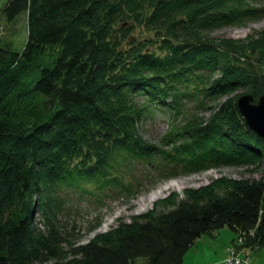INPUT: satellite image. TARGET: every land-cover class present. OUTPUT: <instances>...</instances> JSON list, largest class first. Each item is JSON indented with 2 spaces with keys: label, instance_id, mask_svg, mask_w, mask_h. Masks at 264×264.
<instances>
[{
  "label": "trees",
  "instance_id": "obj_1",
  "mask_svg": "<svg viewBox=\"0 0 264 264\" xmlns=\"http://www.w3.org/2000/svg\"><path fill=\"white\" fill-rule=\"evenodd\" d=\"M22 15L18 52L7 30ZM1 18L0 264H183L224 228L248 264L264 252V139L230 96L264 95V31L208 36L263 19L264 0H9ZM153 113L168 128L156 143L140 135ZM222 166L263 175L172 193L82 246L59 218L62 196L130 200Z\"/></svg>",
  "mask_w": 264,
  "mask_h": 264
},
{
  "label": "rangeland",
  "instance_id": "obj_2",
  "mask_svg": "<svg viewBox=\"0 0 264 264\" xmlns=\"http://www.w3.org/2000/svg\"><path fill=\"white\" fill-rule=\"evenodd\" d=\"M8 1L9 0H0V13ZM0 21L4 22V19L1 18ZM262 31H264V18L244 22L236 26L226 25L219 28L216 27L208 36L209 38L217 40L229 39L244 41L248 37H254ZM7 33L10 34L11 38L9 39L13 41L15 50L18 52L21 51L26 43V16L22 15L17 20V24L13 26L12 29H8ZM133 35L140 40L154 39V34L152 32H147L143 29H136ZM151 49L157 51L158 44L152 45ZM260 57H262L260 52L252 56L255 67H257V60L260 59ZM259 64L264 70V58L261 59ZM236 95L238 100L243 94L242 92H235L230 96L233 97ZM227 98L228 97L223 100ZM202 115L208 117L209 114L204 113ZM165 119V116L156 113L148 115L145 121L143 120L141 123L140 135L142 138L156 143V141L168 130ZM262 175L263 172L254 170L253 166H222L216 169L213 168L159 182L154 187L147 188L146 191L141 192L134 199L130 200H126L125 197H111L106 199V195H102L103 201H100V204H94L95 200L92 197H80L75 194L69 195L68 197L62 196V211L59 214V218L61 223L68 229L75 226V245L82 246L89 243L97 236L111 231L119 222L129 223L132 217L143 215L152 210L154 203L165 199L172 193L182 194L187 189H199L208 186L214 180L220 178L257 180ZM168 181H171V184H175V187L163 190L157 200L152 204L142 199L149 192L153 191L158 186L161 187ZM137 200H139V203H137ZM95 222H98V225L91 228ZM101 225L103 227L98 230ZM232 238H234V234L227 228L217 231L212 237L202 236L193 248L186 253L183 258V264H225L224 259L227 256V248L231 245ZM136 264H143V262L139 261ZM250 264H264V252H251Z\"/></svg>",
  "mask_w": 264,
  "mask_h": 264
},
{
  "label": "water",
  "instance_id": "obj_3",
  "mask_svg": "<svg viewBox=\"0 0 264 264\" xmlns=\"http://www.w3.org/2000/svg\"><path fill=\"white\" fill-rule=\"evenodd\" d=\"M253 101V97L244 95L237 100L236 106L247 127L264 139V95L256 103Z\"/></svg>",
  "mask_w": 264,
  "mask_h": 264
},
{
  "label": "bare ground",
  "instance_id": "obj_4",
  "mask_svg": "<svg viewBox=\"0 0 264 264\" xmlns=\"http://www.w3.org/2000/svg\"><path fill=\"white\" fill-rule=\"evenodd\" d=\"M173 188L175 187V184H171V181L169 182H166L165 184H163L161 187L158 186L156 189H154L153 191L149 192L144 198H142L143 200H146V202L152 204L155 200H157V198L159 197L160 193L163 191V190H167L169 188ZM142 200V201H143ZM137 203H139V200H137ZM136 203V204H137ZM141 203V202H140ZM143 204V203H142ZM101 227H103L102 225L98 228V230L101 229ZM233 241V240H232ZM231 241V242H232Z\"/></svg>",
  "mask_w": 264,
  "mask_h": 264
},
{
  "label": "built area",
  "instance_id": "obj_5",
  "mask_svg": "<svg viewBox=\"0 0 264 264\" xmlns=\"http://www.w3.org/2000/svg\"><path fill=\"white\" fill-rule=\"evenodd\" d=\"M241 252V251H240ZM238 251L235 249H229L227 250V256L225 259V264H248V259H240L238 257ZM244 253V252H241Z\"/></svg>",
  "mask_w": 264,
  "mask_h": 264
}]
</instances>
